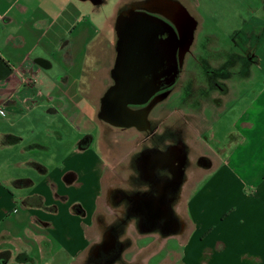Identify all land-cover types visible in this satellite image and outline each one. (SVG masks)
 Here are the masks:
<instances>
[{
    "label": "crops",
    "instance_id": "1",
    "mask_svg": "<svg viewBox=\"0 0 264 264\" xmlns=\"http://www.w3.org/2000/svg\"><path fill=\"white\" fill-rule=\"evenodd\" d=\"M91 1L0 0V264H36V256L42 264H83L123 210L107 199L108 191L136 190L111 180L127 177L115 166L129 156L109 164L99 152L106 125L97 113L112 84V56L105 64L96 52L100 29L87 3L94 10L103 3ZM220 1L227 8V0ZM243 3L247 18L235 14L234 27L215 6L199 13L201 22L210 21L205 33L230 30L227 46L216 49L231 60L241 53L246 75L229 84L227 115L236 139L227 149L224 144L212 171L173 208L181 264H264V0ZM112 18L106 24L111 35L104 36L111 55ZM30 76L32 89L21 82ZM238 83L246 85V95L232 97ZM126 237L132 240L127 264L153 263L161 254L168 262L174 247L173 237L133 224Z\"/></svg>",
    "mask_w": 264,
    "mask_h": 264
},
{
    "label": "flooded vegetation",
    "instance_id": "2",
    "mask_svg": "<svg viewBox=\"0 0 264 264\" xmlns=\"http://www.w3.org/2000/svg\"><path fill=\"white\" fill-rule=\"evenodd\" d=\"M208 9L213 7L200 11L195 0H120L118 4L110 24L114 41L109 75L116 57V18L134 10L159 19L161 30L174 35L175 41L164 43L168 47L165 57L155 66L156 78L171 83L154 85L144 104L129 107V127L104 123L110 159L129 156L127 164L115 166L127 172V177L111 180L135 185L136 190L108 191L107 199L123 205V210L106 227L102 240L90 247L83 264H127L126 251L132 246L126 237L129 224L138 231L173 237L168 262L161 254L149 264H181L176 239L180 224L173 208L223 156L221 141L226 131L217 134L214 128L227 126L230 81L246 75L241 53L227 59L217 47L213 50L209 35L199 42L198 34L210 23L207 18L201 22L199 13ZM134 148L138 151L132 152Z\"/></svg>",
    "mask_w": 264,
    "mask_h": 264
},
{
    "label": "water",
    "instance_id": "3",
    "mask_svg": "<svg viewBox=\"0 0 264 264\" xmlns=\"http://www.w3.org/2000/svg\"><path fill=\"white\" fill-rule=\"evenodd\" d=\"M91 2L100 5L102 0ZM162 24L159 19L134 10L125 16H117L114 28L116 57L110 74L113 84L99 100V121L110 126L129 127V107L144 104L154 85L171 83L156 78L155 66L165 57L168 48L164 43L175 41L173 34L161 30ZM190 36L192 33L185 42L187 47Z\"/></svg>",
    "mask_w": 264,
    "mask_h": 264
},
{
    "label": "rangeland",
    "instance_id": "4",
    "mask_svg": "<svg viewBox=\"0 0 264 264\" xmlns=\"http://www.w3.org/2000/svg\"><path fill=\"white\" fill-rule=\"evenodd\" d=\"M199 3V10L202 11L203 9H206L207 7H214L215 6V9L217 11L215 12H218V14H224V16L226 17L227 16V23L229 25H231V27L233 26H236L237 25V22H238V16H235L236 15H239L241 17H244V18H247L246 14L243 13V9L241 10V8H239V4L241 3L243 6L246 5V3H243L244 0H227V8L226 6H223L222 5V1L220 0H195ZM249 3H251V1H255V0H247ZM219 2V3H218ZM74 3L76 4V2L74 1ZM120 3V0H105L103 2V4H101V6H99L98 8H95V10L93 9L94 7L92 5H90V3H87L88 4V8H90V10H93L94 11V15L96 17V21H97V25H98V28L100 29V37L99 39L100 40V46L99 44L97 45L98 48H96V52L98 53V56H101L103 59V62L105 64H108L109 63V60H110V57L112 56L111 55V50H110V47L108 46V40L104 37L106 35V37L110 36L111 35V32H108V29L106 28V24H107V21L110 20L115 12H116V9L118 7V4ZM224 8L227 13H224L223 12V9ZM86 15H88V12H84ZM89 17V16H88ZM225 17H221L222 19H224ZM208 20V18H207ZM230 29V27L228 28ZM230 30H227L226 33H199L198 34V40L199 42H203V40H205V37L206 35H209L212 39V48L213 50L218 47V43L223 46L224 43H225V37L227 36V33H229ZM110 33V34H109ZM96 46V47H97ZM103 47V49L101 48ZM93 51L95 52V50L93 49ZM253 70H256L255 68ZM247 87L246 85H241L240 83H238V87L236 88V91H234L233 93V96H236V93H244L246 91ZM230 90V89H229ZM101 91V88L100 86H96L94 87L92 90H91V95L90 97L93 98L94 100H96V98L99 96V93ZM247 93V92H246ZM245 94V93H244ZM249 94V93H248ZM246 95V94H245ZM244 95V97H245ZM228 114V113H227ZM233 118L229 115H227V126L226 128H223V127H219L218 125L215 126L214 130H216L215 132L217 134H221L223 133V131H225L227 129V138L224 137L223 140H222V150L225 148L224 144L226 145V149H227V146L231 143V141H233L232 139H236L237 137V133L238 131L233 128ZM74 127L72 128L71 130V138H75V132H74ZM86 129L88 131H92V134L96 137L97 136V129L96 127L92 126V124L88 123L86 125ZM225 129V130H224ZM105 133H106V129H105ZM104 133V137L103 139L101 140L100 142V153L103 154V157L105 159H107V163H113L111 162V157H109L107 154L110 152L108 150V143H109V139L107 138L106 139V134ZM110 160V161H109ZM224 171L227 172V165L225 166L224 168ZM104 202V197H103V194L101 196V198L99 199V207H100V204ZM40 256H36L35 260H36V264L37 263H40ZM13 264H16V263H13ZM42 264V263H40Z\"/></svg>",
    "mask_w": 264,
    "mask_h": 264
},
{
    "label": "built area",
    "instance_id": "5",
    "mask_svg": "<svg viewBox=\"0 0 264 264\" xmlns=\"http://www.w3.org/2000/svg\"><path fill=\"white\" fill-rule=\"evenodd\" d=\"M17 70H18V72H20L19 69H17ZM21 82H22L24 87H27V88H30V89H32L33 86H34V79L32 78V76H30V77H22L21 78Z\"/></svg>",
    "mask_w": 264,
    "mask_h": 264
}]
</instances>
